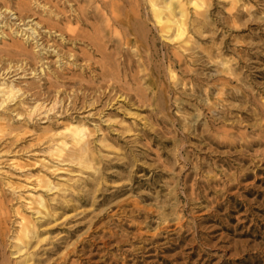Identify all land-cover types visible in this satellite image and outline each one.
Wrapping results in <instances>:
<instances>
[{"label":"rangeland","instance_id":"obj_1","mask_svg":"<svg viewBox=\"0 0 264 264\" xmlns=\"http://www.w3.org/2000/svg\"><path fill=\"white\" fill-rule=\"evenodd\" d=\"M194 1L208 24H195ZM38 2L0 0L1 12L11 10L0 17V79L12 71L5 79L23 91L3 112L16 129L0 139V188L13 198L8 207L36 223L29 247L6 250V261L264 264V0H183L185 42L147 20L138 46L112 36L98 49L87 39L98 24L93 2ZM19 10L25 21L14 18ZM107 71L113 90L131 95L98 116L93 87L106 86ZM57 88L65 103L79 95L83 108L38 111L28 123L26 109ZM69 121L90 132L82 163L56 161L48 143H34ZM38 176L53 188H32ZM39 192L54 214L42 224L22 210V195ZM74 242L75 254L64 253Z\"/></svg>","mask_w":264,"mask_h":264},{"label":"bare ground","instance_id":"obj_2","mask_svg":"<svg viewBox=\"0 0 264 264\" xmlns=\"http://www.w3.org/2000/svg\"><path fill=\"white\" fill-rule=\"evenodd\" d=\"M77 1L79 0H64V2L67 3ZM87 1L89 3L93 2V9L91 10V12H93L92 17L93 20L98 23L97 25H93L92 35L90 34L87 36L89 45L91 47L93 46L95 49H98L100 46L103 47V39L111 40L112 36H116V40L119 44L129 45L130 43H134L136 46H138L137 38L144 37L143 33L145 32L146 26H148L146 25L148 24L146 23L147 20H151V22H153L155 30H157L156 32H158L161 37L168 38L173 35L174 39H179L183 42L187 40V34L189 30L186 27V24L189 22H187L188 11L186 7L187 3H183V0ZM31 2L35 3L36 6H39L40 4L38 0H31ZM193 4L195 6V13L201 16L199 18H195V24H208L205 20L208 18V16L204 11L202 12L199 10V3L194 1ZM70 6L73 15H80L78 13V9L76 7L73 8V4H70ZM6 10L11 12L8 6H5V9L2 12H6ZM24 11L25 10H19V13L14 18L19 20V22L25 21V17L23 16ZM2 12L0 7V17ZM25 25L29 26L30 24L27 23ZM117 28H119V31ZM28 30L29 35L27 40L30 39V37L31 40L35 39L37 36L35 27L30 25L25 31ZM20 46L21 44L17 45V47ZM52 50H55V47L52 48ZM35 55L37 57H41L43 52L39 50ZM39 71H43L42 67ZM105 72H103L102 80L109 81L106 86L100 84L96 87H93V91L96 93L98 92V94L96 95V98L93 102L96 103V107H94L92 114H98V116L100 115L98 111L100 110L103 112L102 109L108 106L112 99L123 95L124 98H126V96L131 95V92L125 90L123 87H119L118 90L114 91L113 87H111L112 83H110L113 76L108 71L107 73ZM10 73H12V71L6 72L0 79V139H3L5 135L11 134L16 129V127L9 126L7 122H4L6 120L3 118L4 110H8L12 102L15 104V101L18 100L17 98L23 95L22 89L15 84V79H11L9 81L7 80L8 78L5 79V77ZM61 92L62 91L57 88L50 97L44 96L45 98H52L49 99L48 103H46V100H40L41 97H37L33 104H31V106L26 109V113L23 116L25 120H27L28 123L31 120L33 121V117L35 115L34 113L38 111L39 113L42 112L44 115H48L53 112H59L58 114H62L67 113L68 111L81 109L85 105L84 102L80 101L79 95L76 96V94L73 98L68 96L66 99L67 103H65V101H63V97H61ZM18 104L25 105V97L21 98L18 101ZM13 111H11V113H13L12 118L16 117V120L20 121L22 113L19 111ZM72 122L73 121H69L67 124H64V128L61 131L52 130L50 135L37 136L34 140V143H48L47 152L49 156L56 161L61 162L68 160L70 162L82 163L85 159V153L88 150L87 135L90 132L87 131V128H85L83 124H79V122H77L75 125H73ZM93 131L95 132V129H93ZM27 132L28 131H25L24 134ZM19 138L20 136L18 134L13 137L14 141L18 140ZM34 143L32 142V145H34ZM2 188H0V264H10L8 261H6L5 251L11 249L10 253H18L23 251L24 247H29V245L32 243L33 237H35L34 235L36 234V223H33L32 220L23 214L18 207H8V203L11 202L13 198L11 199L8 197V199H6L5 196L7 195L5 192H3ZM32 188H37V191L39 189H46L49 191L53 187L51 186V181L49 179H46L44 176H38L36 183ZM18 195L20 194L18 193ZM22 200V210L26 213L32 212L33 214H36L37 216H35V218H40L39 224L45 223L53 217L54 214L53 211H51L50 204L44 198V195L40 194V192L36 195L35 193L26 194L25 196L22 195ZM14 222L16 223L15 225H13ZM76 249L77 242H74L71 244V247H67L65 249L66 252L64 253L72 254L76 251ZM67 256L68 255L65 257Z\"/></svg>","mask_w":264,"mask_h":264}]
</instances>
